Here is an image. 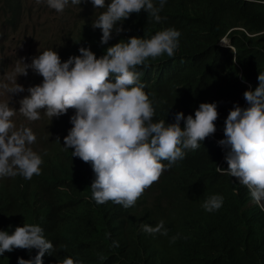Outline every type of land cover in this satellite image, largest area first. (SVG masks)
Masks as SVG:
<instances>
[{"label":"trees","instance_id":"trees-1","mask_svg":"<svg viewBox=\"0 0 264 264\" xmlns=\"http://www.w3.org/2000/svg\"><path fill=\"white\" fill-rule=\"evenodd\" d=\"M27 1L4 0L2 24L15 29L35 18L40 9L27 7ZM76 6L73 26L54 48L62 62L79 55L81 46L99 58L121 39H150L175 28L181 33L175 56L150 58L148 67L136 69L155 108L153 122L173 123L177 112L194 116L200 103L216 102L217 130L198 149L185 150L183 160L125 209L92 199L91 164L72 157L73 149L64 147L74 110L52 120L41 112L39 120L27 124L32 130L31 124L41 122L38 131L32 130L36 142L31 145L42 157L41 174L30 180L20 175L0 178V231L11 234L24 223L39 224L56 249L45 253L43 264H61L66 256L77 264H264V211L235 177L216 171V166L228 167L226 149L218 144L226 117L235 104L247 107L243 94L254 90L259 73H264V0H167L160 13L166 19L156 22L143 10L133 13L118 22L125 31H114L103 45L102 31L93 29L92 22L104 9H95L91 0ZM225 38L228 46L223 45ZM5 39L0 35V42ZM212 195L222 196L223 204L208 212L202 205ZM160 221L166 236L142 231V224ZM174 236L178 238L173 243ZM113 241L119 247H113ZM37 251L5 252L0 264L33 259Z\"/></svg>","mask_w":264,"mask_h":264},{"label":"clouds","instance_id":"clouds-1","mask_svg":"<svg viewBox=\"0 0 264 264\" xmlns=\"http://www.w3.org/2000/svg\"><path fill=\"white\" fill-rule=\"evenodd\" d=\"M70 2L81 5L87 0H36L58 13ZM91 3L95 9H104L92 22L93 29L102 31V45L112 39L114 31L117 34L125 31L118 22L133 13L143 10L156 22L166 19L160 13L167 0H158V4L156 0H111L107 4L106 0H91ZM3 4L4 0H0V8ZM180 35L175 28H167L150 39L131 36L126 43L121 39L109 46L99 58L90 47L81 46L79 55L63 62L57 51L47 49L34 56L31 63L20 58L6 75V82L1 81L0 71V95L11 99L10 94L24 92L17 77L27 76L29 69L42 76V83L27 88L29 95L19 101V113L29 121H37L41 112L52 120L74 110L64 147L73 149L72 157L91 164L95 174L90 185L92 199L98 205L111 201L128 209L165 171L185 158V150L198 149L217 130L216 102L200 103L194 116L177 112L173 123L153 122L155 108L140 82L142 73L136 69L148 67L150 58L165 54L174 57ZM258 81L254 90L243 94L247 107L235 104L226 117L224 138L218 144L226 149L224 158L228 167L216 166V171L235 177L248 189L253 203L264 211V73H259ZM16 112L9 101H0V178L20 175L30 180L41 174L43 160L31 147L36 142L31 128H18L14 123ZM222 204V196L212 195L202 207L212 212ZM141 228L151 235L168 234L163 221L155 226L142 224ZM177 238L172 237L171 242ZM112 246L119 247V243L113 241ZM14 249L38 250L33 259L18 258V264H43L45 253L56 250L45 238L44 229L29 223L17 226L11 234L0 231V256ZM61 264L77 262L66 256Z\"/></svg>","mask_w":264,"mask_h":264},{"label":"rangeland","instance_id":"rangeland-1","mask_svg":"<svg viewBox=\"0 0 264 264\" xmlns=\"http://www.w3.org/2000/svg\"><path fill=\"white\" fill-rule=\"evenodd\" d=\"M27 7H34L40 11L34 12L33 19H25L17 28L9 25L4 26L0 21V35L5 34L6 39L0 42V71L1 81H5L7 74H10L20 58L25 63H31L34 56L39 55L47 49H54L60 46L62 40L68 34L75 21L78 7L71 2L62 13L51 9L46 3L37 4L36 0H28ZM76 33V29H74ZM59 39V41L57 40ZM224 44L228 43L224 40ZM17 83L24 86L25 91L19 94L0 95V101H9L10 106L17 109L16 115L12 118L17 127L26 126L29 120L19 113V101L29 95L27 88L42 83L41 76L28 70V75H19ZM32 130L38 131L41 122L31 124Z\"/></svg>","mask_w":264,"mask_h":264},{"label":"water","instance_id":"water-1","mask_svg":"<svg viewBox=\"0 0 264 264\" xmlns=\"http://www.w3.org/2000/svg\"><path fill=\"white\" fill-rule=\"evenodd\" d=\"M224 40L228 43L227 45L224 44ZM224 40H223V45L224 46H228L230 44V41L228 39H226V38Z\"/></svg>","mask_w":264,"mask_h":264}]
</instances>
